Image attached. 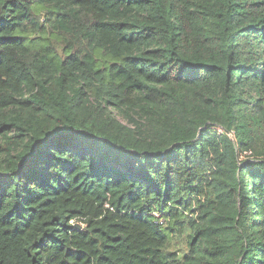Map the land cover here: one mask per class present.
Listing matches in <instances>:
<instances>
[{
    "label": "trees",
    "instance_id": "obj_1",
    "mask_svg": "<svg viewBox=\"0 0 264 264\" xmlns=\"http://www.w3.org/2000/svg\"><path fill=\"white\" fill-rule=\"evenodd\" d=\"M0 264H264V0H0Z\"/></svg>",
    "mask_w": 264,
    "mask_h": 264
},
{
    "label": "water",
    "instance_id": "obj_2",
    "mask_svg": "<svg viewBox=\"0 0 264 264\" xmlns=\"http://www.w3.org/2000/svg\"><path fill=\"white\" fill-rule=\"evenodd\" d=\"M77 227H79L78 225H76Z\"/></svg>",
    "mask_w": 264,
    "mask_h": 264
}]
</instances>
